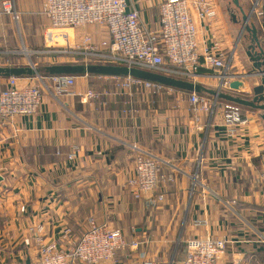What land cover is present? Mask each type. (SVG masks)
<instances>
[{"label":"crops","instance_id":"1","mask_svg":"<svg viewBox=\"0 0 264 264\" xmlns=\"http://www.w3.org/2000/svg\"><path fill=\"white\" fill-rule=\"evenodd\" d=\"M161 1L130 0V6L140 11L146 27L158 30ZM215 2L219 15L212 30L229 53L235 45L233 26L222 4ZM45 3L14 0L18 18L0 7V50L5 48V36L11 47L5 49L11 52L3 57L10 56L11 65L29 62L14 61L12 47L20 42L32 48V58L42 50L46 60L71 63L76 62L75 54L47 53L51 50L47 43L65 50L87 34L98 42L107 36L98 25L70 27L53 30L48 41L51 23ZM259 11L250 21L264 47ZM197 24L199 41L205 45L211 30L205 21ZM28 50L24 52L30 58ZM243 62L246 59L237 54L239 72L245 71ZM75 76V95L56 97L47 90L36 115L12 121L0 117V264L36 258L30 226L43 225L48 239L69 246L80 239L91 218L119 229L128 242H140L119 251V264H179L185 241L193 236L230 241L219 264H264V121L258 111L243 106L239 113L251 121L230 135L222 104L215 117L204 113L197 125L187 102L176 107L180 92H191L158 94L136 87L130 96L111 75ZM7 78L0 76V91ZM36 78L20 77L18 85L39 82ZM189 80L214 89L218 84L204 68ZM89 88L108 93L100 101L90 100L84 95ZM134 146L162 159L164 171L176 176L163 187V201L152 203L156 193L134 198L128 185L134 175ZM200 219L207 224L199 225ZM65 227L72 229L69 243L61 237Z\"/></svg>","mask_w":264,"mask_h":264},{"label":"built area","instance_id":"2","mask_svg":"<svg viewBox=\"0 0 264 264\" xmlns=\"http://www.w3.org/2000/svg\"><path fill=\"white\" fill-rule=\"evenodd\" d=\"M260 2L261 0L253 5V15ZM0 7L3 13L14 14L18 18L14 0H0ZM44 11L51 23V29L47 33L48 41L53 39V30L70 27L98 25L107 32V36L99 42L87 34L81 43L68 45L65 50L51 49L47 53H73L77 56L76 62L127 65L183 79L195 78L200 69L204 68L217 77L216 88L220 91L234 92V95L246 98L253 95L248 78H241L242 72L238 71L236 65L237 46L234 45L229 53L226 52L223 42L212 30L219 15L218 4L214 0H162L158 30H151L143 24L140 11L130 6V0H46ZM258 15H263V11H259ZM197 20L205 21L211 30V39L205 45L199 41ZM61 38L65 40L67 35L64 34ZM47 44L53 45L50 42ZM10 52L7 49L0 50V65H11L8 57H3L4 53ZM45 52L40 50L34 54L41 55ZM31 56L32 54L29 59L34 62ZM112 77L116 80L117 87L127 91L130 96L136 87H144L158 94L176 89L133 76ZM19 78L8 77L5 87L0 91V117L4 121L36 115L42 107L47 90L56 97L76 94L75 75H51L24 87L18 85ZM235 80L243 82L237 90L231 87ZM107 93L89 88L84 95L90 100L100 101ZM184 101L188 103L196 125L204 113L215 117L220 104L224 109L225 124L230 135L237 134L242 126H247L251 121L248 115L239 113L243 106L236 103L196 92L186 94L181 91L176 107H181ZM78 150L70 153L69 158L74 159ZM134 151V175L128 181L134 198L140 199L144 194L156 193L152 203L163 201V187L174 182L176 176L164 171V161L156 155L138 146H134ZM197 223L206 225L207 220L200 219ZM28 231L35 241L36 258L29 263L19 261L15 264H119V251L128 246L140 245L139 241L128 242L119 229L100 224L94 218L89 220V226L80 239L69 246L59 245L48 239L43 225L30 226ZM71 233L72 229L65 227L62 239L69 243ZM229 242L226 238L213 236L190 237L185 241V254L179 264H219ZM145 264L157 263L145 261Z\"/></svg>","mask_w":264,"mask_h":264},{"label":"water","instance_id":"3","mask_svg":"<svg viewBox=\"0 0 264 264\" xmlns=\"http://www.w3.org/2000/svg\"><path fill=\"white\" fill-rule=\"evenodd\" d=\"M226 15L230 16L232 28L230 29L231 37L237 46L238 56L246 59L245 71L240 73L241 78L247 77L248 82L253 89L252 97L246 98L232 93H224L218 88H209L193 80L172 77L161 74L156 71L109 63H55L37 67L30 62L27 65H9L0 66V76L2 77H31L39 76L41 78L51 75H82V74H99L111 76H133L136 78L149 80L181 89L188 92L206 94L215 99L225 100L239 104L244 107L252 108L261 114L264 121V47L258 35L256 25L251 22L253 8L248 13L244 8L241 0H232L234 7L230 8L225 5L224 0H220ZM240 24V33L237 32L236 26ZM248 39V42H247ZM249 62V66L247 63ZM243 82L235 80L231 83L233 89H239ZM29 263V261H27Z\"/></svg>","mask_w":264,"mask_h":264},{"label":"rangeland","instance_id":"4","mask_svg":"<svg viewBox=\"0 0 264 264\" xmlns=\"http://www.w3.org/2000/svg\"><path fill=\"white\" fill-rule=\"evenodd\" d=\"M216 1V0H215ZM225 1V5H228V7H230V8H232V7H234V5H233V3H232V0H224ZM257 1H259V0H241V2H242V4H243V6H244V8L246 9V11L249 13L251 10H252V8H253V5L257 2ZM263 1L264 0H261V2H262V4H263ZM219 2H220V0H219ZM261 2H260V4L258 5V10L260 9L261 11L262 10H264V9H262L263 7H262V5H261ZM233 9H236L235 7L233 8ZM258 13V12H257ZM11 16H13L14 18H15V16H14V14H10ZM16 15L18 16V13L16 12ZM262 17L264 16V15H261ZM231 21V20H230ZM236 28L238 29V31L237 32H239L240 33V28H241V26H240V24H238V26H236ZM2 40H4V42L6 43V37L4 36L3 37V39ZM247 42H248V39H247ZM4 43V47L6 48V47H8V48H11L10 46H8V45H10V44H8V43H6L5 44ZM21 42H20V44H19V46L17 45V44H15V47L13 48L12 47V49L14 50V61H19V62H27V60L29 61L28 62V64L31 62L30 61V59L28 58V56L26 55V53L24 52V50L25 49H29L28 51H31V54H33L32 52V48H24V46H21ZM54 45V44H53ZM49 46V48L50 49H53V50H59V49H61L60 47H55V46ZM5 48H3V49H5ZM44 55L43 54H41V55H36L35 57H33L32 58V60H34L35 62L34 63H36V66L37 67H39V66H43V65H49V64H55L52 60H46L45 59V57H43ZM4 58H6V57H4ZM8 59L9 60H12V59H10V56H8ZM35 65V64H34ZM34 77H37L36 79L37 80H40L41 79V77H39V76H34ZM36 80V81H37Z\"/></svg>","mask_w":264,"mask_h":264},{"label":"trees","instance_id":"5","mask_svg":"<svg viewBox=\"0 0 264 264\" xmlns=\"http://www.w3.org/2000/svg\"><path fill=\"white\" fill-rule=\"evenodd\" d=\"M262 7H263V9H264V1H263V4H262ZM263 15H264V10H263ZM263 25H264V16H263ZM202 70V69H201ZM204 95H206V94H204ZM207 96H209V95H207Z\"/></svg>","mask_w":264,"mask_h":264}]
</instances>
